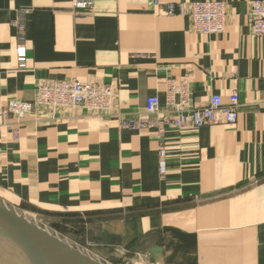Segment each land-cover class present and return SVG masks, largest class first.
<instances>
[{"label":"crops","instance_id":"1","mask_svg":"<svg viewBox=\"0 0 264 264\" xmlns=\"http://www.w3.org/2000/svg\"><path fill=\"white\" fill-rule=\"evenodd\" d=\"M87 1L82 11L72 0H0V110L33 102L39 80L115 92L107 114L36 108L0 121V202L50 233L61 224L57 236L101 264H149L154 247L156 264H264V37L251 31L253 0ZM204 1L225 4L223 33L192 32L177 8ZM186 77L196 108L235 94L238 120L167 131L160 175L157 130L120 121L149 118V97L164 109L167 81Z\"/></svg>","mask_w":264,"mask_h":264},{"label":"built area","instance_id":"2","mask_svg":"<svg viewBox=\"0 0 264 264\" xmlns=\"http://www.w3.org/2000/svg\"><path fill=\"white\" fill-rule=\"evenodd\" d=\"M72 4L74 8L82 11L88 10L91 5L87 0H72ZM177 8L180 13L188 16L194 33L211 35L225 31L227 11L223 2H194L189 7L178 4ZM174 11L173 4L167 5L165 10L167 15H172ZM249 19L252 34L255 37H264V0L251 2ZM16 61L18 69L26 68V54L22 46L17 48ZM35 90L36 97L31 103L9 100L0 110V121L7 122L11 116L16 122H20L36 108H44L51 112L85 109L93 114H107L115 99L112 86L97 82L39 80L35 84ZM145 112L149 118L122 119L120 127L126 130H157L160 175L165 174L168 159L167 131L183 133L188 130H199L206 125H233L239 116L238 99L235 94H231L227 103H223L220 96L214 95L206 105L194 107L188 77L167 81L164 109L160 106L159 98L154 96L146 99ZM12 136L16 139L18 134L14 132Z\"/></svg>","mask_w":264,"mask_h":264},{"label":"water","instance_id":"3","mask_svg":"<svg viewBox=\"0 0 264 264\" xmlns=\"http://www.w3.org/2000/svg\"><path fill=\"white\" fill-rule=\"evenodd\" d=\"M160 249L148 253L156 264ZM0 261L4 264H101L0 202Z\"/></svg>","mask_w":264,"mask_h":264},{"label":"rangeland","instance_id":"4","mask_svg":"<svg viewBox=\"0 0 264 264\" xmlns=\"http://www.w3.org/2000/svg\"><path fill=\"white\" fill-rule=\"evenodd\" d=\"M39 225H40V227L47 229L46 228L47 225L45 222H43V225H41V224H39ZM59 225L56 224L53 226L52 230L50 228L49 229H50V231H52L51 233H56L55 235H58L59 237H61V236L63 237V229L61 227V224H59ZM0 264H4V263L2 261H0Z\"/></svg>","mask_w":264,"mask_h":264}]
</instances>
